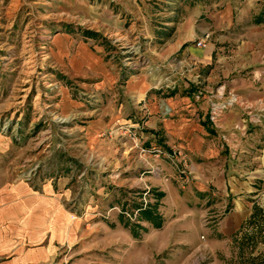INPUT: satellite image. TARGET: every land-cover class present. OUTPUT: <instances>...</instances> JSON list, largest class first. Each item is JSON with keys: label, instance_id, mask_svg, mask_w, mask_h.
I'll return each instance as SVG.
<instances>
[{"label": "rangeland", "instance_id": "1", "mask_svg": "<svg viewBox=\"0 0 264 264\" xmlns=\"http://www.w3.org/2000/svg\"><path fill=\"white\" fill-rule=\"evenodd\" d=\"M251 1L248 16L264 25V0ZM69 12H59L55 0H0V172L53 196L51 220L66 213L67 239L55 244L49 264H264V138L242 160L239 178L251 190L238 191L240 218L226 230L222 216L234 210L226 204L172 206L160 180L177 187L191 173L187 163L178 174L165 153L185 151L149 138L143 100L122 121L108 124L105 116L109 98L119 105L127 78L148 66L141 40L62 22L75 20ZM70 30L104 45L112 86L96 88L98 76L64 70L57 35ZM152 144L163 153L153 155ZM155 157L166 159L168 173ZM144 207L159 214L158 226L140 217Z\"/></svg>", "mask_w": 264, "mask_h": 264}, {"label": "crops", "instance_id": "2", "mask_svg": "<svg viewBox=\"0 0 264 264\" xmlns=\"http://www.w3.org/2000/svg\"><path fill=\"white\" fill-rule=\"evenodd\" d=\"M55 4L59 12L73 11L75 20L62 22L88 26L97 35L105 29L138 36L148 66L127 78L119 105L112 101L115 96L109 98L108 124L122 121L143 100L149 138L187 154L189 181L178 188L167 177L160 180L170 190L172 206L185 200L204 206L218 201V207L234 209L222 216L227 221L221 230L235 223L242 201L238 191L251 190L250 181L239 178L246 168L243 161L264 138V25L248 16L252 1L55 0ZM204 32L208 36L196 44ZM57 38L64 70L98 76L96 88L112 86L115 72L104 61L101 42L71 30ZM196 84L200 89L194 91ZM211 103L218 107L213 124L206 116ZM153 163L169 172L164 157H155ZM51 197L0 172V264H49L55 244L67 239L66 213L58 222L51 220Z\"/></svg>", "mask_w": 264, "mask_h": 264}, {"label": "built area", "instance_id": "3", "mask_svg": "<svg viewBox=\"0 0 264 264\" xmlns=\"http://www.w3.org/2000/svg\"><path fill=\"white\" fill-rule=\"evenodd\" d=\"M217 114H218V107H216V105L214 104V103H211L210 104V108H209V114H208V117H209V119L211 120V121H215L216 120V117H217ZM141 121H143V120H140V122ZM137 122H139V121H137ZM140 122L138 123V124H140ZM142 123V122H141ZM129 127H131L132 128V126H131V124H130V126ZM139 127H141V126H139ZM127 131L130 133V134H133L131 131H130V128H128V126H127ZM140 150H144V151H146V149H144V148H140ZM153 155H158V154H160V153H163V150H162V148L160 147V146H155V145H151L150 147H149V149H148ZM165 155L166 156H168L170 159H172L171 160V162H173V163H175L176 165H175V167H177L178 165V174H180V172H182V175L183 174H186V164H187V162H188V158H187V154H186V152H183V151H181V150H178V149H176V148H170V150L169 151H167L166 153H165ZM182 179H186V178H183L182 177Z\"/></svg>", "mask_w": 264, "mask_h": 264}, {"label": "trees", "instance_id": "4", "mask_svg": "<svg viewBox=\"0 0 264 264\" xmlns=\"http://www.w3.org/2000/svg\"><path fill=\"white\" fill-rule=\"evenodd\" d=\"M259 22V21H255ZM86 33L93 34L94 32L89 30H84ZM157 195H161L162 192L160 190L156 191ZM140 217H144L145 219H148L153 225L158 226L161 223V218L158 213L153 211L151 208L144 207L140 211Z\"/></svg>", "mask_w": 264, "mask_h": 264}]
</instances>
